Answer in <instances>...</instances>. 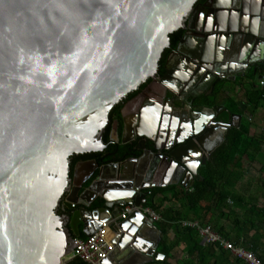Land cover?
<instances>
[{
  "label": "water",
  "instance_id": "95a60500",
  "mask_svg": "<svg viewBox=\"0 0 264 264\" xmlns=\"http://www.w3.org/2000/svg\"><path fill=\"white\" fill-rule=\"evenodd\" d=\"M198 1L0 0V264H69L79 224L89 235L125 206L133 207L131 220L157 230L142 210L143 190L192 189L204 141L214 137L213 115L169 120L174 101L183 110L184 93L190 107L220 81L264 66V0H207L201 7L219 31L236 34V41L220 39L216 55L224 54L216 59L189 41ZM178 30L185 34L172 52L177 59L168 58L161 76L159 61ZM149 78L173 101L141 109L129 134L124 125L119 144L141 139L133 150L141 155L102 166L80 162L72 175L71 157L107 148L112 108ZM231 127L221 126L222 143ZM83 167L89 172L78 179ZM134 224L113 222L114 249L102 264H121L140 248Z\"/></svg>",
  "mask_w": 264,
  "mask_h": 264
},
{
  "label": "trees",
  "instance_id": "16d2710c",
  "mask_svg": "<svg viewBox=\"0 0 264 264\" xmlns=\"http://www.w3.org/2000/svg\"><path fill=\"white\" fill-rule=\"evenodd\" d=\"M205 1V0H201ZM183 35L182 31L170 34L171 46L164 51L159 61V75L165 72V64L170 50H173ZM251 67L245 76L236 79L234 87H246L245 100L229 96L224 92L229 83L224 81L212 94L203 98L202 104L206 107L223 106L229 112L225 114L247 115L243 118L240 127H232L224 142L216 148L208 161L198 170V179L191 190L186 191L178 186H167L153 188L145 204L146 208L159 211L162 220L158 223L163 235L160 248L165 260L159 264H168V259L175 247L181 242L186 244L189 253V262L186 264H245L234 257L230 251L209 244H201V238L197 230L192 228H181L180 220H198L202 225H211L213 229L224 238L231 240L235 245H242L249 251L255 253L264 263V206L259 207V195L252 196L247 192L250 183L245 184L244 190L240 191L246 173L257 169L261 175L257 179L258 186L264 187V129L253 130V116L264 107V85L256 80L258 76H264V66ZM259 74V75H258ZM135 95V94H133ZM132 97V96H131ZM242 101V102H241ZM121 104L115 105L109 114V123L103 135L104 144L110 151L111 161H120L125 158L123 151L125 147H118L111 142L110 133L112 122L117 116L121 119ZM119 119V122L121 123ZM252 119V120H251ZM122 127L119 128L121 133ZM120 152L117 157L116 152ZM77 158L76 160H74ZM95 159L102 162V153L82 154L71 157V168L78 160L85 161ZM251 182V181H250ZM264 193V192H263ZM169 196L178 202V208L163 209ZM159 199V201H156ZM264 203V194L262 197ZM174 201V200H172ZM231 220L233 226L228 230L221 225V220ZM220 225V227H218ZM174 234L170 241V234ZM69 264H87L79 258L73 259Z\"/></svg>",
  "mask_w": 264,
  "mask_h": 264
},
{
  "label": "flooded vegetation",
  "instance_id": "af4514ba",
  "mask_svg": "<svg viewBox=\"0 0 264 264\" xmlns=\"http://www.w3.org/2000/svg\"><path fill=\"white\" fill-rule=\"evenodd\" d=\"M206 1L207 0H205V1L199 0L196 4L197 9H195L193 11V14L189 17V20L192 21V24L194 26V29L192 31H188L189 32V41L191 40V44L194 47H197L198 45H200V48L202 49V52H201L202 56L204 54V56L206 55V57H208V58L216 59L217 57L223 56V54H224V52H223L224 49H222V53L219 56L216 55V51L218 49L217 46L220 45V39L222 42L232 41L234 39L233 35H236V34H231L228 31H226V32L219 31V29H222V26L218 22H215L214 20L212 21V20L207 19L206 14L208 13V11L201 10V7L206 3ZM215 2L216 1L212 2V6H214ZM178 31H182L183 35L185 34L184 30H178ZM183 35H182V37H183ZM182 37H181V39H182ZM180 40H179V42H180ZM234 41H236V39H234ZM170 46H171V43H170ZM169 48H167V49H169ZM172 52H174V49L169 51V54L167 56V60H168V58H170V60L175 61L177 58L174 59L175 54H172ZM195 54L196 53L194 52V55ZM167 60H166V62H167ZM212 63H214V62H212ZM165 66H166V64H165ZM250 68H248V70ZM158 71H159V69H158ZM259 71H260V69L258 68L257 73H259ZM237 79H239V78H237ZM224 81L231 82L229 80L220 81L219 83H217L215 85L214 89L210 93L212 94L214 92V90L218 87V84L223 83ZM169 93L170 92H168V89L165 88L159 81L149 78L145 82H143L136 90L130 92L120 103H118V104H121V106H122L121 110H120L121 119L118 118L117 116L114 118V120L112 122V130L110 133V140H111V142L117 144V146L119 148L123 147V146L125 147V151H123V153L125 155V159H130L131 155L137 156V157L141 155V152H137V150L133 151L141 139H136V141L133 144H128V145L119 144L121 141V135L123 132V128L125 125V119H126V117L124 115H122V112L131 106L134 107L135 109H138L141 106L140 108H142L143 110L150 108V106L154 105L155 103H158V101L156 99L157 97H161V99L163 100L162 104L168 107L171 104V102L169 101L171 99L170 98L171 96ZM133 94H135V95H133ZM208 95H210V94H208V92H206V94L199 96L194 101L193 105H191L190 107H189V105H190L189 101L191 99L189 98L188 93H184L183 99L180 98L178 100V101L183 103V106H184L183 109L185 111L188 108L190 113L191 112L202 113L200 116V118L202 117V119H205L206 115H207V118H209L211 115H213L212 119L209 120L208 125H209V127H211L215 131L213 134L214 137H213V139L209 140V142L204 141L205 142L204 143L205 144V151L200 152L201 164L199 165V168L208 161V159L211 156V154L213 153V151L222 144L221 140H223L225 130H223L221 128V126H226L227 123H230V125L232 126L233 118L234 119L237 118V120H238V116H239L236 114H230V115H232V117L230 118V120H232V122H231L229 120V114H228V117H225V114H227L229 111L224 109L223 106H222L223 109L209 110V109H212L213 107H206L202 104L203 98L207 97ZM171 101H173V100L171 99ZM174 105H173L174 108H179L178 102L174 101ZM149 110H151V109H149ZM148 113H150V111H148ZM172 115H173V113H170V115L168 117L169 120L172 118ZM245 116L246 115H244L242 117V119L245 118ZM161 118H162V113L159 115V119H161ZM119 119H120L121 123L119 122ZM173 120H175V119H173ZM221 124H223V125H221ZM120 127H122V129H121V133H119L120 134L119 135L120 140H119L117 135H114L115 137H113V130H114V128H115V130L116 129L118 130V128H120ZM146 145L148 146L149 144H146ZM140 146H141V144H140ZM163 146H165V143L163 144ZM170 146H171V143L166 144V147H170ZM210 151H212V152L209 154ZM120 152L121 151L116 152L117 157L120 155ZM95 153H102L103 159H102L101 163L97 162L95 159H87L85 161L78 160V162L73 165V170L71 168V174L73 175L74 170L76 168V165L80 162H86V161H93L94 160L99 164V166L114 162V161H111L110 159L109 160L106 159V158H109V155H111L110 151H108V147L106 149H104L102 152H95ZM197 153L199 154V151ZM85 154H92V153H85ZM147 155L149 156V154H147ZM76 156H79V155H76ZM203 156H204V158H203ZM76 159L77 158H75L74 160H76ZM204 161H205V163L203 164ZM71 164H72V161H71ZM81 178H85L83 173H81L80 178L78 176V179H81Z\"/></svg>",
  "mask_w": 264,
  "mask_h": 264
},
{
  "label": "crops",
  "instance_id": "0c3cea01",
  "mask_svg": "<svg viewBox=\"0 0 264 264\" xmlns=\"http://www.w3.org/2000/svg\"><path fill=\"white\" fill-rule=\"evenodd\" d=\"M232 83H234V82L231 81L225 86L224 92H226L231 97L237 98L238 100H242V101L245 100L246 99V97H245V91H246L245 89H246V87H244V88L234 87V85ZM156 99H157L158 103L161 102L160 106H162L163 100L161 99V97H157ZM139 108L135 109L134 107L131 106V107H128L127 109H125L122 112V115H124L126 117L125 124L127 125V128H128L127 129V132H128L127 134H129L130 127L132 126V124L136 123L139 120V111L142 109V108H140V109ZM149 109L150 108H147L146 110H149ZM190 117H193V114L190 113L188 108H187L186 111L184 109L181 110V109H178V108H174L173 109L172 118L177 120V121H179V119L186 120V119H189ZM195 117H198V115H196ZM245 118H247V115L245 116ZM239 121H240L239 117H238V120H237V118H235V119L233 118V122L231 120L232 127H238L239 124L241 125L242 121L240 123H239ZM252 129L253 130H257V131H262V125H258L256 123L255 125H253ZM114 135H116L115 128L113 130V137H115ZM211 139H213V137ZM194 152L197 154L198 151L195 150ZM88 172H89V168H87V167L80 168L79 176L81 175V173H83V175L86 176V174ZM77 178H78V175H77ZM244 183H250L251 184V182H248L246 177H245V181H243V184H242V186L240 188V191L244 190L243 192H245V184ZM156 188H158V187H156ZM159 188H161V187H159ZM151 189H153V188H148V189L143 190L144 192L147 193L146 199H148V196H149L148 194H149V191ZM252 191H255V194L259 195V197H258L259 202L263 201L262 197H263V194H264L263 193L264 192V187H262L261 185H259L257 187H253V188L248 187L247 188V192L249 193L248 198L252 194ZM172 200H174V201H172ZM156 201H159V199H156ZM97 202H99V200ZM178 207H179L178 202H176V200L173 199L172 196H169V200L167 202H165V204L163 206V209H168V208H174L175 209V208H178ZM144 208H146L145 205H144ZM149 209H151V208H149ZM153 211L161 216V213L159 211H155V210H153ZM104 216H106V214H101V217H104ZM131 217H132V215L130 213L127 216V218L125 219V221H129V222L130 221H134L135 222L134 227H133V231L140 232V237H139L140 240L137 243L140 248L138 250H136V248H134L132 251H129V254H128V257H127L128 260H123L121 264H159L160 262L165 260V257L162 254L161 248H160V244H161V240L163 238V235H162L161 230L159 229V226H158V223H160L161 220H162V216H161V220L160 221L153 222L154 225L157 227V230L150 224V222L147 223V221H144V220H141V219H138V218L135 219V220H131ZM114 219L117 222L123 221V220L120 219V214ZM183 221H191V220H185V219L184 220H180L178 224L180 225L181 228H185V227H183L181 225V223ZM194 221H198V220H194ZM112 222H113V220H112ZM220 224L221 225H225L226 224L225 227L228 230H230L231 226H233L232 221L229 220V219L228 220H225V219L221 220ZM95 225H90V226L94 227ZM78 228H79V234H80L79 236L80 237H85L86 233H87L86 229H88V230L90 229L89 227L86 228L83 223H80ZM192 229H194V228H192ZM170 236H171L170 241H173L174 234L171 233ZM111 237L114 238V233L112 231L110 233V238ZM201 244H202V238H201ZM206 246H208V245H206ZM155 248H156V250H155ZM218 250H220V249L218 248ZM189 256H190L189 253L186 251V244L181 242L179 244V246L175 247L174 250L172 251L171 257L168 259V264H186V263L189 262V258H190Z\"/></svg>",
  "mask_w": 264,
  "mask_h": 264
},
{
  "label": "built area",
  "instance_id": "2783aa9c",
  "mask_svg": "<svg viewBox=\"0 0 264 264\" xmlns=\"http://www.w3.org/2000/svg\"><path fill=\"white\" fill-rule=\"evenodd\" d=\"M260 85H264V77L260 80ZM142 210L152 222L161 220V216L152 209L143 207ZM132 211V206H125L120 213V219L125 220ZM113 222L116 223L117 221L114 219ZM113 222L112 220L104 221L89 235L85 237H74V248L66 260L72 261L75 258H79L87 264H102L103 261L109 258L114 249V245L112 244L114 238H110ZM181 225L185 228L196 229L202 238V244L204 246L209 244L217 245V248L230 251L234 257L243 261L245 264H264L255 253L249 251L242 245H235L231 240L217 233L211 225H201L198 221H183Z\"/></svg>",
  "mask_w": 264,
  "mask_h": 264
},
{
  "label": "rangeland",
  "instance_id": "374dc122",
  "mask_svg": "<svg viewBox=\"0 0 264 264\" xmlns=\"http://www.w3.org/2000/svg\"><path fill=\"white\" fill-rule=\"evenodd\" d=\"M257 82H259L260 83V80L259 79H257ZM253 125H255L256 123L258 124V125H262V128L264 127V107L263 108H261L254 116H253ZM257 169H255L254 171H250L249 173H247L246 174V179H247V181L248 182H250L251 181V188H253V187H257L258 186V184H257V179L259 178V176L261 175L260 173H257ZM98 174V173H97ZM243 181H245V177H244V179H243ZM241 188V186H239V189ZM257 191V190H256ZM252 196H255L256 194H255V191H252V194H251ZM258 206L259 207H263L264 206V203H262V202H259L258 203ZM218 227H220V225H218Z\"/></svg>",
  "mask_w": 264,
  "mask_h": 264
},
{
  "label": "clouds",
  "instance_id": "9594fccd",
  "mask_svg": "<svg viewBox=\"0 0 264 264\" xmlns=\"http://www.w3.org/2000/svg\"><path fill=\"white\" fill-rule=\"evenodd\" d=\"M263 77H264V76H263ZM263 77H262V78H263ZM262 78H261V79H262ZM261 79H259V80H261ZM263 128H264V127H263Z\"/></svg>",
  "mask_w": 264,
  "mask_h": 264
}]
</instances>
